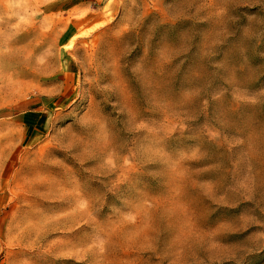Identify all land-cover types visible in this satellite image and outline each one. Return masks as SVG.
<instances>
[{
	"label": "rangeland",
	"instance_id": "rangeland-1",
	"mask_svg": "<svg viewBox=\"0 0 264 264\" xmlns=\"http://www.w3.org/2000/svg\"><path fill=\"white\" fill-rule=\"evenodd\" d=\"M1 264H264V0H0Z\"/></svg>",
	"mask_w": 264,
	"mask_h": 264
},
{
	"label": "crops",
	"instance_id": "crops-1",
	"mask_svg": "<svg viewBox=\"0 0 264 264\" xmlns=\"http://www.w3.org/2000/svg\"><path fill=\"white\" fill-rule=\"evenodd\" d=\"M2 221H1V219H0V223H1ZM1 230V229H0ZM0 264H1V260H0Z\"/></svg>",
	"mask_w": 264,
	"mask_h": 264
}]
</instances>
